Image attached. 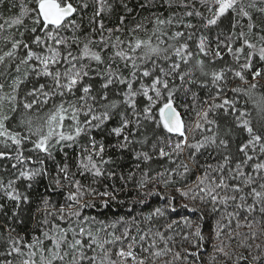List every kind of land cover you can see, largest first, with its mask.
<instances>
[{
  "label": "snow or ice",
  "instance_id": "obj_1",
  "mask_svg": "<svg viewBox=\"0 0 264 264\" xmlns=\"http://www.w3.org/2000/svg\"><path fill=\"white\" fill-rule=\"evenodd\" d=\"M262 81L264 0H0V264H264Z\"/></svg>",
  "mask_w": 264,
  "mask_h": 264
},
{
  "label": "trees",
  "instance_id": "obj_2",
  "mask_svg": "<svg viewBox=\"0 0 264 264\" xmlns=\"http://www.w3.org/2000/svg\"><path fill=\"white\" fill-rule=\"evenodd\" d=\"M8 14L9 13H7L6 11L4 12V15L7 16ZM137 14L139 16H141V17H145V16H149L150 15V13L147 10L142 11V12H138ZM116 22H117L116 18L113 17L112 21L109 23L108 26H114ZM262 83H264V81H262ZM125 163L127 164L128 161L125 160ZM185 202L186 201L180 199L177 196V200H176V204L177 205L185 203ZM149 203L153 207L154 206H161L162 201H160L158 198H153ZM97 211H102V210L101 209L88 210L87 214H93L94 215ZM125 211H126V207L124 209H120V208H117L115 205H113L112 209L107 211V215L109 217H112L115 214H122ZM145 211H147V209H145ZM181 217H188L192 221H197L198 214H193V213L189 212L188 210L180 209V208H177V213L171 214V219L179 220ZM215 219H216V217H208V218H206L205 221L203 222V226H202V232H203L204 236L206 237L205 251L202 254V259L204 261V264H208L207 256H208V253H210L212 251V243L215 242L214 240L208 239L209 237H211L213 235V227H214ZM181 230L187 231V229L184 228V226L182 224L176 229V231L179 232ZM242 231H247V229H242ZM262 239H264V237H262ZM177 240L179 241V237H177ZM235 243L236 242L234 241L233 244L235 245ZM240 251H243V250L240 249Z\"/></svg>",
  "mask_w": 264,
  "mask_h": 264
}]
</instances>
